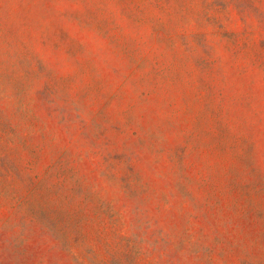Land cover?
Here are the masks:
<instances>
[{
  "label": "rangeland",
  "instance_id": "obj_1",
  "mask_svg": "<svg viewBox=\"0 0 264 264\" xmlns=\"http://www.w3.org/2000/svg\"><path fill=\"white\" fill-rule=\"evenodd\" d=\"M0 264H264V0H0Z\"/></svg>",
  "mask_w": 264,
  "mask_h": 264
}]
</instances>
